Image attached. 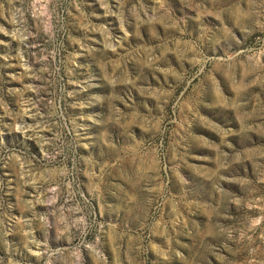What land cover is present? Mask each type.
Returning a JSON list of instances; mask_svg holds the SVG:
<instances>
[{
    "label": "rangeland",
    "instance_id": "374dc122",
    "mask_svg": "<svg viewBox=\"0 0 264 264\" xmlns=\"http://www.w3.org/2000/svg\"><path fill=\"white\" fill-rule=\"evenodd\" d=\"M0 264H264V0H0Z\"/></svg>",
    "mask_w": 264,
    "mask_h": 264
}]
</instances>
